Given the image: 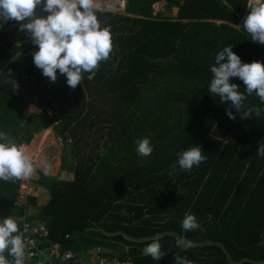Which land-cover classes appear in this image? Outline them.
Returning <instances> with one entry per match:
<instances>
[{"label":"trees","instance_id":"16d2710c","mask_svg":"<svg viewBox=\"0 0 264 264\" xmlns=\"http://www.w3.org/2000/svg\"><path fill=\"white\" fill-rule=\"evenodd\" d=\"M159 1L177 7V15L153 14ZM248 1L125 0L123 14L97 12L101 27L111 31L112 51L75 89L59 70L52 82L35 64L26 66L20 56L33 55L37 46L14 44L13 37L30 36L19 22L0 21V72L12 69L21 80L27 72L28 82L11 88L41 107L35 129L56 122L57 134L71 139L62 163L69 177L41 173L35 183L50 191L38 208L49 242L72 251V264L94 249L117 264H175V254L194 264H264V157L256 154L264 144V103L248 95L241 112L259 107L261 115L242 118L232 108L230 119L231 105L208 91L211 66L224 47L232 45L242 62L264 61V44L254 43L241 23ZM230 80L247 95L242 80ZM144 137L154 146L148 157L136 151ZM196 146L208 159L181 170L177 154ZM12 205L0 196V210ZM186 214H195L200 227L184 231ZM156 236L166 253L160 261L142 254ZM177 237L196 246L182 250Z\"/></svg>","mask_w":264,"mask_h":264},{"label":"clouds","instance_id":"9594fccd","mask_svg":"<svg viewBox=\"0 0 264 264\" xmlns=\"http://www.w3.org/2000/svg\"><path fill=\"white\" fill-rule=\"evenodd\" d=\"M248 4L252 10L244 19L243 27L254 43L264 44V0H255V3L250 0ZM38 6H42L40 15L37 14ZM98 10L97 0H0V21L19 22V30L26 32L37 46L38 50L33 53L35 66L52 82L57 81L59 70V74L66 76L68 86L75 89L81 84L82 74L91 73L88 76L91 80L99 62L106 60L112 51L111 31L108 27H101ZM210 71L212 78L208 91L212 96L219 97L221 103L231 105L226 112L230 119H235L232 108L239 111L242 118L251 117L253 113L257 117L261 115L259 107H250L243 113L241 110L247 96L253 93L264 103V61L242 62L230 45L216 54L215 64ZM230 78L242 80L247 95ZM12 87L18 88V84ZM0 141H3L0 142V180L14 181L31 177L36 165L26 154L24 146L18 145L4 132H0ZM153 150L149 137L136 141L138 155L148 157ZM256 154L264 157V144H260ZM177 155L176 164L186 172L208 159L199 146ZM176 164L171 166L170 175L176 174ZM0 220V264H24L25 244L18 223L11 216ZM199 227L195 214L185 215L182 221L184 231ZM176 246L187 250L196 245L192 240L177 237ZM142 254L160 261L166 255L162 251L160 237H154L143 248ZM174 260L175 264H194L192 260L178 254H175Z\"/></svg>","mask_w":264,"mask_h":264},{"label":"crops","instance_id":"0c3cea01","mask_svg":"<svg viewBox=\"0 0 264 264\" xmlns=\"http://www.w3.org/2000/svg\"><path fill=\"white\" fill-rule=\"evenodd\" d=\"M159 2H163V4L166 5L164 1H159ZM249 2L250 0L248 1V3ZM251 2L255 3V0H251ZM157 3L158 2L154 4ZM172 8L177 9V13H178L177 7H172ZM247 10L248 11L245 13V15H248L252 10L249 7V4L247 5ZM159 11L154 10L153 8V14H156ZM123 13L124 10L121 14ZM177 13L170 18H174L177 15ZM163 15L166 16L165 14ZM13 39H14L13 42L16 45H20L22 43L27 44L29 41L32 40L31 37L25 38L23 42L17 40V37H13ZM17 56L18 55L15 54L14 58H16ZM32 56H33L32 52L27 50L20 57L25 60L26 66L33 67L34 62ZM1 73L3 72L1 71L0 74ZM14 79H17L18 82L17 81L14 82ZM27 82H28L27 72H25L24 80L16 78L14 76V72L12 69H5L4 73L0 76V132L6 133L7 136L12 140H15V136H16V140L19 139L22 142H24L28 133L33 134V138L31 142H29L28 144L26 143L20 144L23 145L24 148H26L25 152L29 156V158H31L32 156L31 152L33 146L36 147L39 153L42 152L38 147L39 144L37 140L39 138V135L41 134L44 135L47 132L49 126L37 131L35 129V117L39 115L41 107L36 103L34 98H28L27 96L18 94L17 91H14V88H11L13 84L21 85V84H26ZM37 110L38 113H36ZM44 142H45L44 140H41L40 145L44 144ZM42 164H43L42 167L43 174L47 177L54 176V175L48 176L47 174H45L46 170L49 169L50 167L46 165L47 163H42ZM36 175H38L37 171H35L31 177L24 178L23 181L22 179H18L14 181L0 180V196H7L8 198H10L11 201H13V205L10 208H6V209L4 208L0 210V219H3L4 217L7 216H11L18 223L19 230L21 229L23 221H31V222L42 221L48 226L47 222L44 219H40L38 217V208L40 205L43 204L42 203L43 201L40 200L41 197L40 194L38 195L27 194L29 193V191H31V189L28 188V184L29 185L34 184L35 186L38 187L39 190H42V192L40 193L44 195L43 198L45 200L49 198L47 197L48 196L47 193L49 192L50 194V191L43 185H36L35 182L40 179V177L39 176L37 177ZM27 189H29V191H27ZM31 197H34L35 199H37V201L34 200L31 201ZM20 198H23V200H20ZM34 203L38 205H34ZM0 222H2V220H0ZM48 242L49 240L42 241L40 243V248L44 251V254H46L47 256L49 255L48 247L52 243V242L49 243ZM5 255L7 256V252L5 253ZM46 257L40 256L39 258H36L33 261H28L24 259V264H46L47 261Z\"/></svg>","mask_w":264,"mask_h":264},{"label":"rangeland","instance_id":"374dc122","mask_svg":"<svg viewBox=\"0 0 264 264\" xmlns=\"http://www.w3.org/2000/svg\"><path fill=\"white\" fill-rule=\"evenodd\" d=\"M153 8L154 10L157 11H162L163 14H165L168 17H173L174 14L177 13V9H170L168 8L165 4H163V2H158L157 4H153ZM247 15H244L241 19V23H244V19L246 18ZM7 32H9V28L4 29ZM46 110V108H45ZM35 111V110H33ZM42 112V110L40 109L39 114ZM36 113H38V110L36 111ZM56 122H53L49 125V128L47 129V132L44 135H39L38 138V147L40 148V150L42 151L41 153H39V151L36 149V147L33 146L32 148V156H31V160L33 161V163L36 165V171L38 172V175H36L37 177L41 175L42 172V167L43 164L42 163H47L46 165L49 166L50 168L46 170L47 175L51 176L52 178H57V179H67L69 176L68 174H65V170H63L62 167V163L65 164L64 162V157L67 155L66 151H68L69 149H66L67 144H69L71 142V139L66 140L63 138V136L58 135L56 128H55ZM41 140H44V144L40 145ZM53 156V157H51ZM68 157V155H67ZM64 161V162H63ZM68 162H70V159H67ZM41 168V169H40ZM46 169V168H45ZM41 172V173H40ZM35 176V177H36ZM24 180V178L22 179V181ZM28 188L31 189V191H29V189H27V191H29V193L27 194H34V195H38L40 194V200H42L44 203L46 200L43 198V194H41L40 192H42V190H39L37 186H35L34 184L29 185L28 184ZM22 189V188H21ZM26 191V190H25ZM25 194V193H23ZM48 196L50 197L49 192L47 193ZM46 196V195H45ZM20 200H23V198H20ZM100 249H94L92 250V254H90L89 257L87 258H83L82 260V264H110L109 260H105V259H99L97 257L98 253H99ZM113 264H117L115 262H111Z\"/></svg>","mask_w":264,"mask_h":264},{"label":"built area","instance_id":"2783aa9c","mask_svg":"<svg viewBox=\"0 0 264 264\" xmlns=\"http://www.w3.org/2000/svg\"><path fill=\"white\" fill-rule=\"evenodd\" d=\"M99 10L103 13H122L124 10V0H97ZM53 109L47 107V115L52 118L54 116ZM22 239L25 244V257L28 261H33L40 256L46 257L44 251L40 248L42 241L49 240L50 229L44 222L23 221L21 229ZM49 255L46 257V264H71L75 259V254L70 250H61L59 242H52L48 247Z\"/></svg>","mask_w":264,"mask_h":264}]
</instances>
